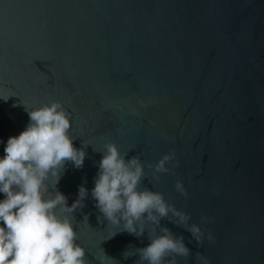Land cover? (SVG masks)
<instances>
[{"label":"water","instance_id":"95a60500","mask_svg":"<svg viewBox=\"0 0 264 264\" xmlns=\"http://www.w3.org/2000/svg\"><path fill=\"white\" fill-rule=\"evenodd\" d=\"M0 98L12 124L0 158L30 122L25 106L59 102L71 114L84 166L68 162L56 189L57 177L48 182L69 207L79 186L89 191L72 220L87 264H136L154 227L140 238L121 233L95 207L107 143L139 156L141 189L162 193L205 231L201 244L161 221L191 251L177 264H204L197 254L264 264V0H0ZM173 150L172 171L157 181L147 165Z\"/></svg>","mask_w":264,"mask_h":264},{"label":"clouds","instance_id":"9594fccd","mask_svg":"<svg viewBox=\"0 0 264 264\" xmlns=\"http://www.w3.org/2000/svg\"><path fill=\"white\" fill-rule=\"evenodd\" d=\"M25 111L29 124L19 136L8 139L0 158V194L4 197L0 200V264H87L86 250L77 243L79 235L72 220L77 209L86 206L89 191L79 186L78 199L69 207L67 197L58 189L50 191L53 188L48 182L50 177H57L56 189L68 162L82 169L85 147L74 146L71 114L61 103L31 111L25 106ZM104 148L99 152L102 159L91 190L95 207L112 225L123 224L121 233L140 238L147 232L146 224L154 225L148 232L149 244L136 248V264H177V257L188 258L191 251L184 236L177 237L161 226V221L167 219L177 227L183 226L201 244L205 231L195 223L189 224L191 216L168 204L162 193L141 189L146 173L139 156L127 159L128 153L122 154L115 143H107ZM175 160L173 150L147 167L154 169L158 181L160 174L172 171L167 165ZM175 167H179V161ZM175 189L188 196L183 182L177 181ZM208 220L202 217L201 223ZM116 235L114 232L110 238ZM207 238L215 240L211 233ZM197 259L209 264L200 254Z\"/></svg>","mask_w":264,"mask_h":264},{"label":"trees","instance_id":"16d2710c","mask_svg":"<svg viewBox=\"0 0 264 264\" xmlns=\"http://www.w3.org/2000/svg\"><path fill=\"white\" fill-rule=\"evenodd\" d=\"M11 128H12V124H11L10 120L0 110V136L7 134ZM2 150L3 149L0 148V153H1ZM3 198H4L3 194H0V200H2Z\"/></svg>","mask_w":264,"mask_h":264}]
</instances>
